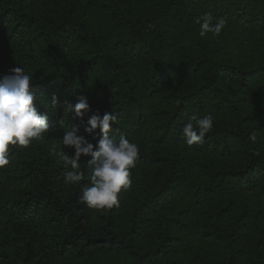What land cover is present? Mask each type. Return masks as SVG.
Returning a JSON list of instances; mask_svg holds the SVG:
<instances>
[{
    "label": "trees",
    "instance_id": "obj_1",
    "mask_svg": "<svg viewBox=\"0 0 264 264\" xmlns=\"http://www.w3.org/2000/svg\"><path fill=\"white\" fill-rule=\"evenodd\" d=\"M205 13L227 21L219 36H199ZM15 67L48 104L113 112L110 137L140 154L119 208L90 210V157L65 185L53 150L99 129L39 105L45 142L0 170V264H264V0H0V76ZM208 114L189 148L182 126Z\"/></svg>",
    "mask_w": 264,
    "mask_h": 264
},
{
    "label": "clouds",
    "instance_id": "obj_2",
    "mask_svg": "<svg viewBox=\"0 0 264 264\" xmlns=\"http://www.w3.org/2000/svg\"><path fill=\"white\" fill-rule=\"evenodd\" d=\"M199 36L205 38L209 33L219 36L226 27L223 18H213L205 13L197 18ZM31 76L23 67L9 70V74L0 76V170L10 164V153L17 147L27 148L33 142L43 144L45 134L50 132L47 114H42L38 106L43 105L49 112L56 114L63 108V114L74 112L76 117L85 124V131L92 135L99 129L100 138L93 144L86 136L81 135L78 126H71L62 136L63 148L53 150L58 162L64 168L62 173L65 185H79L84 180L81 170L82 158L87 160L91 168L90 184L83 187L79 202L94 211H107L119 208V195L132 187V170L137 166L140 148L125 135L110 137L113 124H117V115L105 112L103 116L97 111L89 115L92 109L86 96H80L73 104L68 100L61 102L53 95L51 104L40 100L37 89L32 87ZM64 126L63 119L60 120ZM214 118L211 114L203 117H192L181 128V135L189 148L202 144L206 134L213 130ZM95 138V137H94ZM249 140L256 144L257 132L253 131ZM74 149L69 155L65 148ZM259 156V150L253 152Z\"/></svg>",
    "mask_w": 264,
    "mask_h": 264
}]
</instances>
